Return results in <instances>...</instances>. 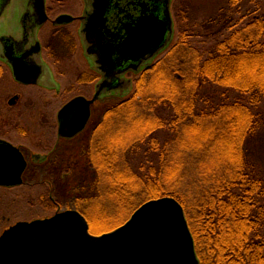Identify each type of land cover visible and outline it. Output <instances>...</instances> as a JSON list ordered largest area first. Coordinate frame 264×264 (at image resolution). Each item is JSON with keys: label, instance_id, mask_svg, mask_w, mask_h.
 I'll list each match as a JSON object with an SVG mask.
<instances>
[{"label": "trees", "instance_id": "trees-1", "mask_svg": "<svg viewBox=\"0 0 264 264\" xmlns=\"http://www.w3.org/2000/svg\"><path fill=\"white\" fill-rule=\"evenodd\" d=\"M241 2L227 0V8L204 22L207 36H217L224 29L227 33L204 53L194 46L191 52L186 41L181 42L174 67L165 66L167 73L164 70L161 79L171 91L142 92L120 103L131 101L133 109L147 112L138 115L149 123L155 117L159 120L158 125L150 124L146 142L161 153L145 177L153 179L152 184L161 180L162 186L158 185L156 197L140 199L130 210L145 200L174 197L185 211L199 264H264V174L247 149L260 124L253 109L264 107V12H247L240 16L243 24L236 25L232 20L240 13ZM173 70L179 76H172ZM204 84L237 95L230 99L223 93L218 106L203 112L196 106ZM164 112L170 120L159 118ZM160 129L192 136L182 135L179 140L166 136L159 144L156 130ZM116 142L112 141V149ZM131 145L139 147L136 142ZM122 157L109 154L108 164L119 167L116 171L112 166L110 175L122 195H135L138 185L130 183L134 181Z\"/></svg>", "mask_w": 264, "mask_h": 264}, {"label": "rangeland", "instance_id": "rangeland-1", "mask_svg": "<svg viewBox=\"0 0 264 264\" xmlns=\"http://www.w3.org/2000/svg\"><path fill=\"white\" fill-rule=\"evenodd\" d=\"M241 1L240 13L236 14L232 20V23L236 25L243 24L245 20H241L240 16L247 12L252 14L264 12V0ZM47 3L52 18L60 12L80 15L83 9L82 0H47ZM226 6L227 0H172L170 11L174 19V33L166 49L151 61L148 68L130 74L133 81L131 88L124 93L115 94V98L102 97L99 110L93 112L92 121L99 122L98 129L101 138L96 140L92 137L91 141H83L82 159L84 163L82 166L85 170L79 173L69 172L66 175L63 174V180L51 190L26 186L0 188V234L5 228L17 221L49 217L55 212L81 208L84 214L80 210L78 211L88 221L89 231L98 235L124 223L133 212L130 209L140 199L143 200L158 195L157 187H159L158 185L162 186L161 180L152 184L153 179L145 176H148L146 175L148 170L151 171L155 167L156 159L161 153L159 147L154 148L149 142H146V132L150 124L158 125L159 120L155 117L157 120L154 119L155 121L149 123L147 119H143L147 117L138 115V113L145 111L133 109L131 101H126L124 104L120 103L132 95L135 97L136 94H142V92L159 91L165 93L171 91L166 89L165 85H162V75L165 76L164 67L170 68L175 64V57L180 51L183 40L186 41L191 52L192 46H194L200 53H204L215 39H222L227 34L225 29L217 36H207L209 31L204 28L206 25L204 22L215 17L219 10L227 8ZM227 12L230 11L227 10ZM77 28L78 22L76 21L62 28V33L56 35L60 39L54 41V28L47 25L44 30L45 38L42 37L43 42L51 46V50L48 51L53 50L52 53L54 52L57 55V57L48 60L54 74H56L58 80L60 79L63 86L61 93L52 92L53 117L58 108L73 95L81 93L87 97L92 96L93 83L96 77L89 69L88 63L82 54L77 37ZM71 36L75 40L73 51L70 49L71 46L68 45ZM59 40L61 41L59 42ZM175 75L179 76L177 71L172 73V76ZM11 82L10 74L5 72L0 79V90L8 88L12 85ZM223 93H226L230 99L235 98L237 95L234 91H226L223 88L204 84L199 92L196 108L203 112H210L212 108L220 104ZM115 106H117L116 109L109 111L110 108ZM253 110L259 115L257 117L260 124L256 129V134L253 135V139L248 142L247 149L252 160L264 174V107L254 108ZM168 114L164 112L159 118L167 117L170 120ZM205 122L208 123L209 121ZM0 128V135L23 140V137H20L17 131L18 127L13 130L11 126L1 125ZM156 131L157 138H155L159 144L163 142L166 136H177L179 140L184 135L180 133L174 135L168 129ZM219 131L223 132L222 129ZM52 133L56 136L55 122L53 123ZM184 136H189V133L186 132ZM199 136L200 134H197L192 138H198ZM114 140L117 141L118 145L112 149L111 144ZM14 141L16 142V140ZM133 142H136V145L138 143L139 147H133L131 145ZM23 143L27 144L29 142ZM176 147L177 145L174 146V148ZM212 151L217 150L213 148ZM109 154L118 157L123 156V161H121L126 165L127 174L134 181L130 183L138 185L135 195H122L123 193L119 190L121 187L113 181L114 178L111 177L109 171L113 169L117 171L119 167L116 168L112 164V169V166L108 164L107 157H109ZM192 170L195 171V168H192ZM176 185L170 183V186L179 188ZM193 193L195 192L193 191ZM50 194L53 198L52 201L46 199Z\"/></svg>", "mask_w": 264, "mask_h": 264}, {"label": "water", "instance_id": "water-1", "mask_svg": "<svg viewBox=\"0 0 264 264\" xmlns=\"http://www.w3.org/2000/svg\"><path fill=\"white\" fill-rule=\"evenodd\" d=\"M35 1L42 22L46 18L44 0ZM113 1L91 0L92 10L85 14L84 28L101 39L99 58L111 76L115 68H123L128 62L138 72L142 66H149L173 37L171 0H141L139 15L132 16L131 22L117 32L107 26L105 16ZM72 20L71 15L60 14L54 22ZM9 63L16 80H33L36 68H25L19 60L10 59ZM126 82L130 84V79ZM104 85L102 82L97 87L92 98L76 97L59 110V136L71 137L83 128L89 106L102 95ZM24 166L18 149L0 139V186L20 184ZM0 264H199V259L183 206L174 197L163 196L146 200L124 223L98 235L89 231L88 221L76 209L17 221L0 234Z\"/></svg>", "mask_w": 264, "mask_h": 264}, {"label": "flooded vegetation", "instance_id": "flooded-vegetation-1", "mask_svg": "<svg viewBox=\"0 0 264 264\" xmlns=\"http://www.w3.org/2000/svg\"><path fill=\"white\" fill-rule=\"evenodd\" d=\"M12 2L13 0H2L0 12V79L5 72H8L12 79V85L0 90V126L8 125L13 130L18 127L17 131L23 140L9 138L2 134L0 139L9 142L18 149L25 166L21 173L20 184L0 186V188L26 186L51 190L59 185L63 176L69 172L79 173L85 170L82 166L84 163L82 159L83 141H90L92 137L98 139L100 135L99 122L92 121V114L95 110H99L102 97L115 98V94L124 93L131 88L133 81L130 74L134 73L133 64L128 62L123 68H115V75L111 76L107 66L101 62L98 54L101 39L99 40L98 36L96 37L94 34H88V28H84L87 20L85 14L92 10L91 0H82L83 9L80 15L60 12L54 18L50 16L47 0H44L43 13L46 18L42 22L40 21V11L35 6V0H16L14 5ZM113 3L114 5L110 6L105 16L107 26L111 29L115 28L114 32H117L119 28L122 29L131 22L132 16L139 15L138 3H142V1L114 0ZM60 14H69L73 20L67 23H55L54 20ZM75 21L78 22L77 37L82 54L89 69L96 77L93 83V92L91 97L81 93L73 95L58 108L53 117L52 92L61 93L63 86L60 79L58 80L54 74L48 60L57 57V55L52 53L53 50L48 51L51 50V46L45 44L42 37L45 36L44 30L47 25H51L54 28L53 40L56 41L60 39L56 35L62 33V28ZM106 32H109L108 29ZM102 37L105 38L106 42L108 41L106 34ZM68 45L71 46V51L75 49V40L72 36ZM10 59L22 61L23 67L30 70L36 68L37 71L33 80L31 82L16 80L9 63ZM148 67L142 66V69ZM129 79L130 84L126 82ZM102 82L105 84L102 88V95L90 104V114L83 128L71 137L59 136L57 118L59 110L76 97L92 98ZM54 122L56 123V136L52 133ZM46 199L53 200L51 194Z\"/></svg>", "mask_w": 264, "mask_h": 264}]
</instances>
